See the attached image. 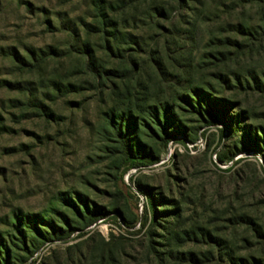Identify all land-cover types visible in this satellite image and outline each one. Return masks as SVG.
I'll return each instance as SVG.
<instances>
[{"label": "rangeland", "instance_id": "1", "mask_svg": "<svg viewBox=\"0 0 264 264\" xmlns=\"http://www.w3.org/2000/svg\"><path fill=\"white\" fill-rule=\"evenodd\" d=\"M263 17L264 0H0L2 264H264V158L240 142L264 130ZM190 89L237 104L238 145ZM157 100L183 133L164 146L145 115L134 152L157 161L131 167L107 118ZM68 197L105 216L86 227Z\"/></svg>", "mask_w": 264, "mask_h": 264}, {"label": "trees", "instance_id": "2", "mask_svg": "<svg viewBox=\"0 0 264 264\" xmlns=\"http://www.w3.org/2000/svg\"><path fill=\"white\" fill-rule=\"evenodd\" d=\"M263 26L260 29V37L264 39V17L262 19ZM243 29V28H241ZM248 34L253 37L256 32L252 30H248ZM259 34V33H257ZM53 54L56 53L54 51H51ZM46 57L42 58V61L45 60L47 57H49V54H44ZM21 66L22 67H31L29 63L26 61L21 60ZM115 74V73H114ZM116 75V74H115ZM207 96V97H206ZM208 98V99H207ZM180 103L184 104L185 106L191 108L195 114L201 119V121L208 125V126H229L233 127L232 129L228 131L230 136H227L228 140H233V146L238 145L237 140L239 139L238 132L242 131L243 128L240 126V116L236 115H229V109L232 107H235L237 109V104H234L232 102H223L218 101L214 99L213 97H208L203 92H200L197 89H190L187 91L186 94H184L182 97L179 98ZM157 104L153 106H148L145 110H136V112H131L130 109L124 110L122 112L116 113L113 111L109 114L107 120L110 128L116 135L117 139H119V145L121 148V153L123 155V161H130L131 167H139L144 166L147 163V160H150V162H155L157 160L152 159V157L148 156H141V155H135L136 150H140V144L137 140V136L135 134V130L139 128L141 125H147L145 124V115H148L153 125L155 126L154 129H152L153 134L157 137V135H161V139L163 141V145L167 146V144L171 141H173L178 134H182L183 132L180 131L181 125L180 120L176 116V114L173 111V106L170 105L168 101H159L157 100ZM234 105V106H233ZM39 109H44L45 107L43 105H37ZM231 116V117H230ZM236 128V129H235ZM221 133L223 131L221 130ZM246 134H248L246 132ZM245 134V135H246ZM231 137V138H229ZM193 142V141H192ZM241 146L244 147V150L242 151H250V147L254 146L256 147L257 151L262 155L264 158V130H259L254 138V141H245L244 137L240 140ZM194 143V142H193ZM246 143V144H245ZM250 145V146H249ZM226 148H229L228 146H225ZM248 147V148H245ZM136 148V150H135ZM241 153V152H238ZM236 154H233L228 160L232 162L234 160V157ZM219 161L224 162V160L219 157ZM64 203L71 205L75 209V213L79 219L82 221H88L86 223V227H89L95 223V221L105 216V213L102 210H93L91 211L87 206L84 204V213L75 206V203L73 200H71L70 197L68 199H64ZM151 207L155 215H158L163 218L161 214H165L162 212H159L157 210V206L154 204L152 198H151ZM168 214V213H166ZM168 216V215H167ZM164 219V218H163ZM162 220V219H160ZM166 230L169 232L170 238L173 237V233L169 228H166ZM74 230H71L68 234L71 235V232ZM1 249H4V251H7V248L5 246H2ZM1 252V251H0ZM158 259H161V256L158 255L155 252L154 261H157ZM231 264H243L242 260H238L236 258H230ZM6 264V261H4ZM3 261L0 259V264H2ZM245 263V261H244ZM246 264V263H245Z\"/></svg>", "mask_w": 264, "mask_h": 264}]
</instances>
